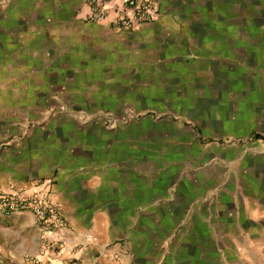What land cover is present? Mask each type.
Wrapping results in <instances>:
<instances>
[{
	"label": "crops",
	"instance_id": "0c3cea01",
	"mask_svg": "<svg viewBox=\"0 0 264 264\" xmlns=\"http://www.w3.org/2000/svg\"><path fill=\"white\" fill-rule=\"evenodd\" d=\"M150 1L0 0V264H264V0Z\"/></svg>",
	"mask_w": 264,
	"mask_h": 264
},
{
	"label": "built area",
	"instance_id": "2783aa9c",
	"mask_svg": "<svg viewBox=\"0 0 264 264\" xmlns=\"http://www.w3.org/2000/svg\"><path fill=\"white\" fill-rule=\"evenodd\" d=\"M90 12L89 21L99 22L111 16L105 0H87ZM126 9L112 13V23L117 27L128 28L136 21H149L157 17L154 4L150 0H125ZM133 10V11H132ZM0 210L5 214L29 211L35 216L41 234V244L45 251L53 250V234L60 226L58 207L46 193L31 194L0 191Z\"/></svg>",
	"mask_w": 264,
	"mask_h": 264
}]
</instances>
